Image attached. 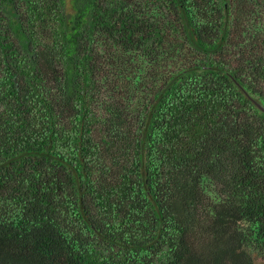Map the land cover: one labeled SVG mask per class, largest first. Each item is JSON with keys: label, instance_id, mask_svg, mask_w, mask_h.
Returning a JSON list of instances; mask_svg holds the SVG:
<instances>
[{"label": "trees", "instance_id": "16d2710c", "mask_svg": "<svg viewBox=\"0 0 264 264\" xmlns=\"http://www.w3.org/2000/svg\"><path fill=\"white\" fill-rule=\"evenodd\" d=\"M0 264H264V0H0Z\"/></svg>", "mask_w": 264, "mask_h": 264}, {"label": "rangeland", "instance_id": "374dc122", "mask_svg": "<svg viewBox=\"0 0 264 264\" xmlns=\"http://www.w3.org/2000/svg\"><path fill=\"white\" fill-rule=\"evenodd\" d=\"M259 258H257V260H258Z\"/></svg>", "mask_w": 264, "mask_h": 264}]
</instances>
